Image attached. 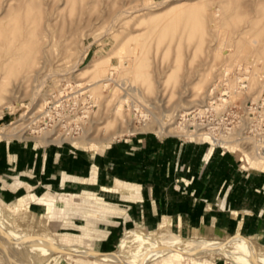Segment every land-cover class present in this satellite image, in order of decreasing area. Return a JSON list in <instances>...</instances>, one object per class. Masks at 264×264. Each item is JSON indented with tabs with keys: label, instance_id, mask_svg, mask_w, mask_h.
<instances>
[{
	"label": "rangeland",
	"instance_id": "rangeland-1",
	"mask_svg": "<svg viewBox=\"0 0 264 264\" xmlns=\"http://www.w3.org/2000/svg\"><path fill=\"white\" fill-rule=\"evenodd\" d=\"M8 44L11 47L5 50ZM245 66L255 67V73L264 67V0H0V129L10 135L0 136V142L36 145L38 150L63 146L94 154L122 140L174 139L192 147L184 159H191L195 169L224 170L237 161L243 171L254 173L252 181L263 185V192L261 170L247 169L253 159L243 161L242 154L230 151L223 159L210 156L202 161L209 150L212 157L222 152L202 138L183 137L174 128L192 131L184 113L200 109L222 69ZM208 71L211 75L205 81ZM256 87L252 82V89ZM199 88L204 91L200 103L185 104ZM47 106L51 113L45 123L42 113ZM52 129H60L62 136L69 133L72 139L50 143L56 137L49 134ZM262 192L252 199L264 203ZM0 200V213L5 215L0 216V264H115L92 259L71 239L58 237L62 233L56 232L54 223L66 210L50 209L46 216L33 219L24 209L19 212L4 205L10 203L6 199ZM83 206L79 210L83 223L87 215L95 219L100 213L94 206ZM251 216L250 224L228 234L177 231L168 224L153 230L132 226L127 231H143L164 241L173 235L220 243L229 255L194 247L192 259L264 264V222L257 225L258 213ZM75 239L85 246L86 240ZM52 241L68 249L33 257ZM110 252L97 253L109 255L118 248ZM120 257L132 264H160L162 259L139 242L126 245Z\"/></svg>",
	"mask_w": 264,
	"mask_h": 264
},
{
	"label": "crops",
	"instance_id": "crops-1",
	"mask_svg": "<svg viewBox=\"0 0 264 264\" xmlns=\"http://www.w3.org/2000/svg\"><path fill=\"white\" fill-rule=\"evenodd\" d=\"M38 148L0 142V197L10 202L4 205L24 209L33 219L48 214L53 205L49 196L55 201L70 197L72 205L54 227L65 235L57 234L60 239L69 238L79 248L111 253L132 226L153 230L168 224L177 231L228 234L239 232L257 213V225H263L259 215H264V203L252 199L263 185H254V173L243 171L235 160L228 169L197 170L191 159H184L192 147L174 139L122 140L94 154L63 146ZM212 153H204L202 161L225 155ZM87 204L100 213L95 219L87 215L83 223L79 210ZM92 220L97 223L90 225ZM75 238L86 240L85 246Z\"/></svg>",
	"mask_w": 264,
	"mask_h": 264
},
{
	"label": "built area",
	"instance_id": "built-area-1",
	"mask_svg": "<svg viewBox=\"0 0 264 264\" xmlns=\"http://www.w3.org/2000/svg\"><path fill=\"white\" fill-rule=\"evenodd\" d=\"M226 68L222 69L216 89L202 107L183 116L185 124L192 128L193 137L202 133L209 147L222 153H231L228 147L232 142H237L241 149L256 148L264 175V93L256 99L241 98L239 95L249 85L248 73L243 70L245 67ZM50 109L47 106L42 113L45 123ZM52 130L59 132L60 129Z\"/></svg>",
	"mask_w": 264,
	"mask_h": 264
},
{
	"label": "bare ground",
	"instance_id": "bare-ground-1",
	"mask_svg": "<svg viewBox=\"0 0 264 264\" xmlns=\"http://www.w3.org/2000/svg\"><path fill=\"white\" fill-rule=\"evenodd\" d=\"M10 47H11V44H8L5 47V50H9ZM226 69L228 70V68H226ZM226 69H225V71H226ZM243 70H245V72L248 73L249 85H248L247 90L242 92L241 95H243L245 97V99H256V98H258V96L261 93H264V67H262V70L260 73H255V67H252V70H249V68L245 66V68ZM210 72L211 71H208L206 76L204 77L205 81L211 75ZM221 74H222V70L219 72L218 77H216L213 85L210 87V89L207 93V96L205 98L206 100L213 93V91L216 89L218 82L221 78ZM252 82L253 83L256 82V84H257V87L255 89H252ZM78 87H79V85H78ZM203 92H204L203 88H199L196 91V94L194 96H191L190 98H188V100L185 101V104L193 105V106L196 104H199L200 103L199 98L203 94ZM198 106L202 107V105H198ZM184 115H188V113H184ZM180 127L181 126H178V125H176V127H174L175 130L177 131V133L182 134V136L186 137V138H193L192 132L188 131L186 127H184V129H181ZM28 128H32V127L30 126ZM32 133H36V131H33ZM50 133L52 135L56 136L53 138L54 140L50 141V143H54V142L63 143L65 141H67V139H72L70 137L69 133H64L65 136H62L63 133H59L57 131L49 132V134ZM161 133L163 135V131H161ZM202 135H203L202 133H198V135L197 134L195 135V138L198 137L197 139H200V138H202L201 137ZM0 136L7 138V136H10V135H9V133H7L5 131V129H0ZM55 138H57V139H55ZM228 149H229V151L240 152L245 157H249V158L253 159V162H251V163L248 162L249 163L248 169L249 168L253 169V170L259 169L261 171L263 170V163L260 161V159L258 157L256 148L253 147L249 151H244L240 148V146L237 142H232L229 144ZM246 160H248V159H246ZM254 161L258 165L255 164ZM250 165H251V167H250ZM58 198H59L58 201H55L53 198H50V196L47 198L48 201H50L53 204L51 208L54 210H67L68 206L72 202L71 198L67 197V196H60ZM56 203H58L59 206H57ZM51 208H49V210ZM0 216H5V215L0 213ZM79 217H80V215H79ZM133 242H139L145 250H148V251L154 252L155 254L161 255L162 259L160 261V264H178L179 262L181 264H185V262L189 261V260L194 261L193 264H213L204 258L192 259L191 257L194 254L192 253L191 249L194 247H197V248L202 247L204 249H205V247H207L210 250L215 249L219 253H221L222 255H225L227 257L229 256L226 253L225 249H223L221 247L220 243H212V242L203 241V240L200 241L199 239H192V238L191 239L178 238V237L173 236V235L172 236L170 235V237L164 241L161 238H154L153 236H150L149 234H146L143 231L140 232L138 230H131V231L125 232V234H124V236H123V238L119 244L117 253H113V254H109V255H101V254H98L96 251H94L93 249H95V247H93L91 250H85V254L92 259H97V260L104 262V263L112 262L115 264H132V262H130V263L129 262L128 263L122 262V259L120 257V253L122 252V250L124 249V247L126 245L133 243ZM17 244L20 246L19 243H17ZM48 247L49 248L44 250V252L36 254L33 257L34 258H42L45 255H47L48 252H50V251L54 250L57 252V251H62V250L68 249V248H61V246L58 245L55 241H52L51 244L48 245ZM90 264H100V263L96 262V261H91ZM249 264H253V263L249 262Z\"/></svg>",
	"mask_w": 264,
	"mask_h": 264
}]
</instances>
